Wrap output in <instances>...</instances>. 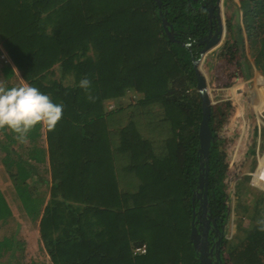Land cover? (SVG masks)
Segmentation results:
<instances>
[{
	"label": "trees",
	"instance_id": "1",
	"mask_svg": "<svg viewBox=\"0 0 264 264\" xmlns=\"http://www.w3.org/2000/svg\"><path fill=\"white\" fill-rule=\"evenodd\" d=\"M239 2L259 70L264 66V0ZM188 3L0 0V48L10 59L0 58L3 85L13 86L10 79L18 72L25 83L65 106L53 130L40 122L28 131V160L7 152L19 141L11 129L0 128V149L6 152L1 163L14 185L17 210L39 221L53 264H200L190 235L202 109L195 108L199 97L186 93L197 83L192 57L200 55L189 36L177 34L179 42L172 41L163 23V16L171 20L177 15L171 21L176 31L183 29L191 18ZM84 77L91 81L87 89L79 85ZM256 80L258 86L264 83L259 74ZM245 88L246 82L209 91L215 100L238 98L245 106ZM110 101L116 104L113 110ZM157 105L168 112L138 132L134 113ZM220 112L212 108L215 141L208 178L212 216L224 232L221 259L224 264H264V197L252 213L236 187L232 219L228 153L226 142L218 140L226 122ZM158 129L164 134L159 145L151 136ZM43 131L51 176L30 181L38 175L31 161L46 159L38 137ZM40 183L50 188L48 199L39 194ZM11 218L0 184V259H16L23 246L15 218L10 236L2 233ZM144 244L147 252L135 255L134 249Z\"/></svg>",
	"mask_w": 264,
	"mask_h": 264
},
{
	"label": "rangeland",
	"instance_id": "2",
	"mask_svg": "<svg viewBox=\"0 0 264 264\" xmlns=\"http://www.w3.org/2000/svg\"><path fill=\"white\" fill-rule=\"evenodd\" d=\"M239 3V0H237ZM192 3L195 5L194 7L198 8L200 10L199 5L196 4L193 0ZM189 12L191 17H193L196 14L195 9H191L190 5L188 4ZM241 15L243 17V12H241ZM166 17V16H165ZM167 18V17H166ZM177 18V15L173 16V19ZM168 23L173 24L172 21L168 18ZM242 26L245 31V49L242 50H232L233 40L229 39L228 43H226V46L223 45L222 47L218 48L217 50H214L212 54L208 53L203 59L201 64V69L204 72L205 76L208 79V83L210 84V88L213 89H224L226 87H229L231 85H234L236 83L246 82L245 78L242 73V68L244 67V61L247 63L248 68H250V74L251 76H254L258 73L264 72V66L262 65V68L258 70V67L256 66L255 57L252 55V51L249 46L247 32L245 28V23L242 18L241 20ZM231 27V25H230ZM232 37V36H231ZM233 37H235V34H233ZM232 37V38H233ZM245 54V57H244ZM3 60V59H2ZM256 79V78H255ZM251 80L253 84V90L252 94H256V92L261 95L264 98V83L258 86V83H253L255 80ZM4 78L0 73V84H3ZM10 83L14 85L23 84L25 83L20 76V74L17 72L16 75L10 79ZM189 90L186 92L188 95H194L196 97H199V94L197 93V89L194 86H188ZM247 88V84H246ZM246 88H245V94H246ZM251 94V95H252ZM253 96V102H258V96ZM250 97V103L251 98ZM200 100V98H199ZM229 101H222L220 104L217 100L214 102L216 104L215 108H220V114H222L221 118L224 119L227 122V118L231 116L230 120L225 124V126L222 129L221 135L218 136L219 141H225L226 142V150L228 153V185H229V191L233 194V201H232V219L234 217V208L237 206L236 198L234 194H236V187L238 190V193L241 194V203L245 205H249L251 207V211L253 213V209L255 206L258 205L259 201L262 202V199L264 197V192L257 190L256 188L252 187L249 184L250 175L248 173L254 172V166L259 163V158H261L264 152V119L263 115L264 112L261 113L262 110L257 109L256 104H249V106H246V108L242 107L243 109H240L238 107L232 108L230 110ZM231 102V101H230ZM214 104V105H215ZM232 104V102H231ZM116 104L112 101L109 102L108 108L109 110H113L115 108ZM233 106V104H232ZM201 107V104L199 102L198 106H195V108ZM126 108V107H125ZM192 108V107H189ZM214 108V109H215ZM180 110H184L186 108H179ZM263 109V108H262ZM125 114H131L130 110H124ZM166 112V108H164V105H157L153 106L151 108H144V109H138L136 113H134L136 116L135 118V124L137 131L141 132V129L145 127L149 122L156 121L160 117H164ZM231 112V114H230ZM241 112L242 115L238 117V113ZM133 113V112H132ZM249 116V129L246 128L247 124V117ZM115 118H118L115 116ZM122 121H124V125L127 124L128 118L125 116L121 118ZM263 120V122H262ZM229 121L231 122L229 125ZM43 126L45 124L42 122ZM223 126V125H221ZM220 129V128H219ZM35 131H37L35 129ZM247 134H244V133ZM260 133V134H259ZM244 134V135H243ZM260 136H259V135ZM163 135L160 133L159 129L152 132L151 136L153 137V140H155L156 144L159 145L158 142L163 140ZM244 136V142L241 140V136ZM40 137L39 142L42 143L41 146L44 148L45 151V161H35L32 160L31 163H33V166H37L38 175L37 177H33L30 179V181H33L35 179H43L44 178H50V162L48 157V148L46 145V135L43 131V134L40 133L38 136ZM31 142L28 139H25V142L21 143L20 141L17 143L12 144L7 152H12V150L15 151V154L13 155V158H20L23 160H28L30 158V149H31ZM43 152V149H41ZM41 152V153H42ZM40 153V155H41ZM6 154V152L1 151L0 149V177H2L1 174L4 175L5 179L0 178V184L5 190L6 198L9 202L10 208L13 213V218H15L16 222L19 221V227H18V240H20L23 243L22 249L17 253L18 256L16 259L14 257H5L4 259H0V264H50L51 259L47 257L43 247L42 243L40 241L39 233L37 232V223L33 220L29 219L30 217H27V214L20 212L17 210V204L14 200V185L10 181V178L8 176L7 179V170H5V167L3 166V157L2 155ZM2 162V163H1ZM256 165V166H257ZM261 167H258V170L255 171V174H252L255 179H253V183L258 185V183H264V176L261 177V175L264 172V160L260 163ZM5 171V172H4ZM131 175V174H130ZM248 176V177H247ZM129 178V177H128ZM237 181V186L234 185ZM134 180H129L130 185L133 187ZM38 192L42 197L45 196L47 199L50 196V188L45 186L44 184L40 183L38 185ZM261 207V206H260ZM262 214H264V202L263 206L261 207ZM12 219L13 222H10V225L2 230V233L11 234L12 228L16 225V222L14 219ZM18 218V219H17ZM18 220V221H17ZM249 222V218L246 221V224ZM253 225V223H251ZM231 235L227 237V239H231ZM50 259V260H49Z\"/></svg>",
	"mask_w": 264,
	"mask_h": 264
},
{
	"label": "water",
	"instance_id": "3",
	"mask_svg": "<svg viewBox=\"0 0 264 264\" xmlns=\"http://www.w3.org/2000/svg\"><path fill=\"white\" fill-rule=\"evenodd\" d=\"M233 6L232 0H228ZM159 5H162V0H157ZM163 16V13L160 12ZM163 23L167 35L172 41L179 42L176 39L175 27L173 24L168 23L166 17L163 16ZM236 28L238 32V41L240 50H244L245 39L242 27L240 25V17H237ZM222 37L212 44H207L200 52L199 58H193V65L197 76L196 89L199 94L201 109H202V120L199 128V153H200V172L198 178V185L195 189L192 197L193 201V219H192V231L190 239L193 242L195 250L198 252L200 264H224L220 254V244L223 239L224 232L218 228L217 219L212 216V209L209 202V161L210 151L212 143L215 141L214 134L210 127V120L212 115V94L209 91L210 84L208 83L207 77L201 69L202 58L210 53L213 49L219 45ZM190 46V44H189ZM245 57V54H244ZM244 67L242 73L246 81L252 80L250 71L247 63L244 61ZM198 201V208L196 202ZM213 236L210 238V235Z\"/></svg>",
	"mask_w": 264,
	"mask_h": 264
},
{
	"label": "clouds",
	"instance_id": "4",
	"mask_svg": "<svg viewBox=\"0 0 264 264\" xmlns=\"http://www.w3.org/2000/svg\"><path fill=\"white\" fill-rule=\"evenodd\" d=\"M232 1L237 7V17H240V25L245 39V31L241 22L243 18L241 15L242 11L239 10L240 2L238 3L236 0ZM258 74L264 79L261 72ZM251 77L255 79L256 75ZM90 83L91 81L87 77L79 81V85L85 89L88 88ZM215 101L216 100L212 96V108L216 106L214 103ZM217 101L219 102L217 104H220L222 101H229L228 103L230 105V100L228 98L217 99ZM64 107L63 103L53 101L47 93L41 91L35 85L23 83L8 87L0 84V128L7 127L11 129L16 134L15 138L21 143L25 142L28 131L40 122H43L48 130H53L64 114ZM229 117L231 118V116ZM229 117L227 118V122L230 120ZM222 128H220L219 131ZM261 226L264 228V222H261Z\"/></svg>",
	"mask_w": 264,
	"mask_h": 264
},
{
	"label": "flooded vegetation",
	"instance_id": "5",
	"mask_svg": "<svg viewBox=\"0 0 264 264\" xmlns=\"http://www.w3.org/2000/svg\"><path fill=\"white\" fill-rule=\"evenodd\" d=\"M196 4L199 5L200 10L194 7L195 5L192 3V0H188V4L190 8L193 10H197L196 14L189 18V21L186 24H182L184 26L183 29H177L176 33L178 35H184L186 37L193 39L196 43V47L198 48V52L200 55L201 50L207 45L212 44L214 41L220 39L219 45L213 49L210 54L213 55V51L226 46L229 39H232L233 45L232 50H239V39L238 32L236 28V20H237V7L236 5H231L228 0H193ZM192 4V5H191ZM168 19V18H167ZM171 21V20H170ZM174 25V23H173ZM231 25V27H230ZM178 26L180 24L178 23ZM175 27V25H174ZM176 34V35H177ZM235 34V37H233ZM233 38H232V37ZM247 117L246 128L249 127V116ZM251 126L249 127V129ZM247 134V133H246ZM213 236L210 235V238Z\"/></svg>",
	"mask_w": 264,
	"mask_h": 264
},
{
	"label": "built area",
	"instance_id": "6",
	"mask_svg": "<svg viewBox=\"0 0 264 264\" xmlns=\"http://www.w3.org/2000/svg\"><path fill=\"white\" fill-rule=\"evenodd\" d=\"M237 1V0H236ZM0 50H1V59H3L5 62H10V59H9V57H8V54H6L1 48H0ZM241 83H243V82H241ZM254 94V93H253ZM252 94V95H253ZM251 95V96H252ZM255 95V94H254ZM231 102H232V104H233V106H232V104H231V102H230V105H229V108H230V106H231V108H230V110H232V108L234 109V108H236V107H238V108H240V109H243L242 107H244V108H246V106H242V104H241V100L240 99H238V98H236V101L235 100H232V99H229ZM252 102H253V96H252ZM230 114H231V112H230ZM231 122L229 121V123H228V125L230 124ZM223 129V128H222ZM222 129L219 131V136H222L221 135V132H222ZM260 134V133H259ZM258 134V135H259ZM260 136V135H259ZM223 137V136H222ZM263 154H264V152H263ZM264 160V158H263V156L261 157V158H259V163H258V165L256 166H254V172H251V173H248V175H250V179H249V184L252 186V187H254V188H256L257 190H259V191H262V192H264V183H258V185H256V184H254L253 183V179H255V177L252 175V174H255V171H257L258 170V167L260 166L261 167V165H260V163H261V161H263ZM259 167V168H260ZM264 176V172H263V174L261 175V177H263ZM237 184V181L235 182V184L234 185H236ZM147 252V245L146 244H144V245H141V246H138V247H136L135 249H134V254L135 255H142V254H145Z\"/></svg>",
	"mask_w": 264,
	"mask_h": 264
},
{
	"label": "crops",
	"instance_id": "7",
	"mask_svg": "<svg viewBox=\"0 0 264 264\" xmlns=\"http://www.w3.org/2000/svg\"><path fill=\"white\" fill-rule=\"evenodd\" d=\"M253 83H258L257 82V80L255 79L254 81H253ZM255 96H258V99H256V97H255V100H258V102H256L255 103V101L254 102H252V98H251V105L253 104H256V107H257V109H259V110H262V108H263V110L261 111V113H263L264 112V98L261 96V95H259L257 92H256V94H255ZM263 119H264V115H263ZM262 122H263V120H262ZM264 155V154H263ZM37 232L39 233V221H37ZM39 237H40V233H39ZM40 241H41V243H42V247H43V249H44V251H45V253H46V255H47V257H49L50 258V256H49V254H48V252L46 251V248H44V244H43V242H42V240H41V237H40ZM51 259V258H50ZM49 259V260H50ZM50 264H53L52 263V261H50Z\"/></svg>",
	"mask_w": 264,
	"mask_h": 264
},
{
	"label": "bare ground",
	"instance_id": "8",
	"mask_svg": "<svg viewBox=\"0 0 264 264\" xmlns=\"http://www.w3.org/2000/svg\"><path fill=\"white\" fill-rule=\"evenodd\" d=\"M246 84H247V88H246V94H245V97H246L245 106L246 105L249 106V104H250V97H251L252 90H253V84H252V81L251 80L247 81Z\"/></svg>",
	"mask_w": 264,
	"mask_h": 264
}]
</instances>
